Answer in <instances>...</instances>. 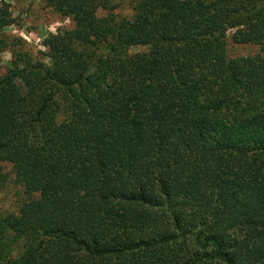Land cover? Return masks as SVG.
<instances>
[{
	"label": "trees",
	"instance_id": "obj_1",
	"mask_svg": "<svg viewBox=\"0 0 264 264\" xmlns=\"http://www.w3.org/2000/svg\"><path fill=\"white\" fill-rule=\"evenodd\" d=\"M122 1L47 0L73 27L0 73V264H264V58L226 54L264 0Z\"/></svg>",
	"mask_w": 264,
	"mask_h": 264
},
{
	"label": "rangeland",
	"instance_id": "obj_2",
	"mask_svg": "<svg viewBox=\"0 0 264 264\" xmlns=\"http://www.w3.org/2000/svg\"><path fill=\"white\" fill-rule=\"evenodd\" d=\"M10 6L13 24L0 33V38L6 43L1 54L2 75L11 69L14 53L24 50L34 59L49 62L46 57L47 49L44 41L52 34L73 27L71 18L62 17L47 5V0H0ZM137 0H123L115 13L124 18L131 19L134 14L133 7ZM235 31L227 32L226 54L229 59L242 57H263L264 52L258 45H241L233 40ZM22 39L24 43H18ZM21 44V45H20ZM142 53L150 57L147 47H133L129 54ZM6 181L0 188V215L19 213L22 205L28 201L22 187L15 182V174L10 164H4Z\"/></svg>",
	"mask_w": 264,
	"mask_h": 264
}]
</instances>
